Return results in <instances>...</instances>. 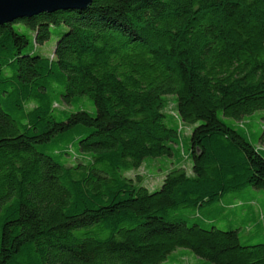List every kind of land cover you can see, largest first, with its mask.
<instances>
[{"label": "trees", "instance_id": "obj_1", "mask_svg": "<svg viewBox=\"0 0 264 264\" xmlns=\"http://www.w3.org/2000/svg\"><path fill=\"white\" fill-rule=\"evenodd\" d=\"M260 143L264 0L0 24V264H264ZM165 162L155 188L127 174Z\"/></svg>", "mask_w": 264, "mask_h": 264}, {"label": "water", "instance_id": "obj_2", "mask_svg": "<svg viewBox=\"0 0 264 264\" xmlns=\"http://www.w3.org/2000/svg\"><path fill=\"white\" fill-rule=\"evenodd\" d=\"M92 0H0V24L42 12L84 9Z\"/></svg>", "mask_w": 264, "mask_h": 264}, {"label": "rangeland", "instance_id": "obj_3", "mask_svg": "<svg viewBox=\"0 0 264 264\" xmlns=\"http://www.w3.org/2000/svg\"><path fill=\"white\" fill-rule=\"evenodd\" d=\"M15 28L18 29V30H20V31H23L24 30L23 27L21 25H18V24H15ZM59 30H62V28L61 27L56 28V30H54L53 34L50 36V38L46 42H44L43 44L37 46V49L36 50H37L38 53H41V54H49L50 52L53 51V47H54L55 41H56V36H55L54 33L57 32V31H59ZM170 106H171L170 107V110L173 109V105H170ZM251 118L252 117H245L244 119L239 120L237 123L240 125L241 122H247ZM260 122H262V120L257 121L256 120V117L253 118L251 129L254 132H258L259 133L261 131L260 130ZM189 127L191 128L192 125H189ZM186 130H187V132L189 131L188 128ZM260 146L262 148H264V143H260ZM154 163L155 164H158L157 162H154ZM163 164H168V163L165 162ZM182 165L184 166V168H185V170H186L187 173L188 172L189 173L191 172V169H190V166L191 165H190V161L188 159H185L182 162ZM173 166H174L173 164H168L167 166H164V169H157V170L153 169L154 171L153 172H150V174L148 173V171H147L146 168L142 167V168H140L137 171L136 170H133V171L128 172L127 174L129 176H132V177H135L137 173H139L140 175L145 176V177H141V178H143L145 184H147L150 188H152V187H154L156 185V183L158 182V180H160L159 174L164 175L165 174V170L166 169L169 170ZM233 195H234L233 192L228 193L226 196H224L222 198V201H225V200L229 199ZM258 198L260 200L264 201V196L263 195L258 196ZM202 209H204V208H202ZM220 227H224V226L221 224ZM184 259H185L186 262H189V263H191L192 261H194L193 257H191V256H186Z\"/></svg>", "mask_w": 264, "mask_h": 264}, {"label": "crops", "instance_id": "obj_4", "mask_svg": "<svg viewBox=\"0 0 264 264\" xmlns=\"http://www.w3.org/2000/svg\"><path fill=\"white\" fill-rule=\"evenodd\" d=\"M190 169H191V166H190ZM147 171H148V173L150 174V172H153L154 170L147 169ZM188 173H189V172H188ZM159 176H160V180H158V182L156 183V185H155L154 187H152V188H155V187L158 186L159 183L161 182V180H162V178H163V175H162V174H159ZM147 182H148V181H147ZM146 186H148V185L146 184Z\"/></svg>", "mask_w": 264, "mask_h": 264}]
</instances>
